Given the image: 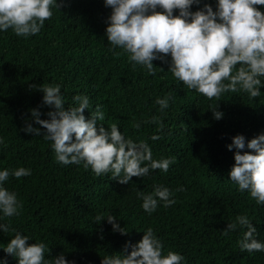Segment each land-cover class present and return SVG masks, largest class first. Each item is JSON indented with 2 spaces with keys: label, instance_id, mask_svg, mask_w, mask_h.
<instances>
[{
  "label": "trees",
  "instance_id": "16d2710c",
  "mask_svg": "<svg viewBox=\"0 0 264 264\" xmlns=\"http://www.w3.org/2000/svg\"><path fill=\"white\" fill-rule=\"evenodd\" d=\"M205 4L215 11L217 0H201L191 11ZM258 10L264 13V6ZM52 11V18L35 36L0 31V171L23 167L32 172L4 182L23 209L9 219L0 213V224L10 223L28 236L29 245L43 242L46 260L63 254L68 264H102L106 256L126 254L125 245L137 244L149 227L162 241L163 255L179 253L184 257L181 264H264V252H241L242 230L222 234L236 216L246 215L257 229L254 238L264 243V205L230 181L236 149L228 150L232 139L242 135L241 154H255L247 143L264 134V78L261 95L255 99L238 91L223 93L219 101L208 100L168 72L170 56L164 62L154 60L155 74L149 75L143 66L133 69L127 53L113 55L106 39L112 9L104 0H65L62 8ZM31 84L60 85L65 110L78 106L73 96H87L86 119L98 105L105 114L97 128L100 123L105 128L116 123L125 139L146 141L153 159L175 157V163L167 173L150 171L127 185L111 179V173L96 177L83 164L58 163L50 141L21 131L27 123L40 127L32 121V110L38 109L42 120L54 111L43 105V92ZM169 92V107L160 112L155 101ZM217 103L223 113L220 120L212 113ZM153 116L162 120V131L146 122ZM133 123H140V129ZM153 135L161 139L153 141ZM154 186L167 187L176 203L164 208L161 202L149 215L138 193L150 194ZM109 214L116 216L127 235L113 232L106 220ZM97 215L105 220L97 222ZM15 234L0 231V260L7 264H18L3 251Z\"/></svg>",
  "mask_w": 264,
  "mask_h": 264
},
{
  "label": "clouds",
  "instance_id": "9594fccd",
  "mask_svg": "<svg viewBox=\"0 0 264 264\" xmlns=\"http://www.w3.org/2000/svg\"><path fill=\"white\" fill-rule=\"evenodd\" d=\"M200 2L104 0L105 7L112 9L106 28V39L112 46L109 50L116 56L127 53L133 69L137 65L143 66L149 75L155 74L154 60L164 62V57L170 56L168 72L187 89L208 100L219 101L223 93L238 91L252 99L259 97L261 78H264V13L258 9L264 6V0H217L215 11L209 4L191 11L192 6ZM64 4L65 0L59 3L57 0H0V31L11 29L18 37L35 36L45 21L52 18V8L59 10ZM176 11L178 15H174ZM117 48L122 51L116 52ZM29 87H39L44 94L43 105L54 108V111L47 113L49 119L42 120V113L38 109L32 110V121L40 127L27 123L21 131L50 141L58 163L65 166L83 164L96 177L111 173V179L121 185L129 184L133 177L148 176L150 171L167 173L170 165L175 163V157L153 159L152 149L146 141L125 139L116 123H111L108 128L100 123L97 128V122L104 121L105 114L98 105L91 113V119H86L84 112L89 108L87 96H73V102L78 106L65 110L60 85L31 84ZM171 99V92L163 99H156L160 112L169 107ZM217 108L218 103L212 110L213 118L220 120L223 113ZM146 122L157 124L158 132L163 130L164 124L158 116ZM132 127L139 130L141 125L133 123ZM41 128L46 131L42 133ZM150 139L155 141L161 137L153 135ZM0 143H3L2 139ZM233 148L236 149L235 164L229 173L230 181L237 184L241 192L247 191L258 205H264V134L247 143V148L255 154H241L245 148L242 135L232 139L228 150ZM31 174V169L23 167L0 171L2 218L19 216L23 209L16 193L3 187L4 182L10 176L19 180ZM177 191L184 189L178 188ZM173 195L163 186H154L150 194L138 193L143 201L141 206L149 215L161 202L164 208L174 205ZM95 220L101 223L105 219L97 215ZM106 220L112 225L113 232L128 234L116 223V216L109 214ZM237 229L243 231V238L238 241L241 252H264V243L254 238L257 229L248 216H236L222 234L227 236ZM0 231L16 233L3 251L15 257L18 264H68L63 254L46 260V245L43 242L29 245V237L16 232L10 223L0 224ZM128 248H131L130 253ZM163 248L162 241L149 227L137 244L125 245L126 254L106 256L102 264H181L184 260L182 255L173 251L163 255ZM0 264H7V261L0 260Z\"/></svg>",
  "mask_w": 264,
  "mask_h": 264
}]
</instances>
